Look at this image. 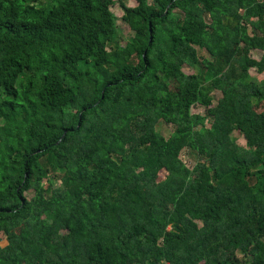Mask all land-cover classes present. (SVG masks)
<instances>
[{
  "label": "trees",
  "instance_id": "obj_1",
  "mask_svg": "<svg viewBox=\"0 0 264 264\" xmlns=\"http://www.w3.org/2000/svg\"><path fill=\"white\" fill-rule=\"evenodd\" d=\"M118 1L0 0V264H264V0Z\"/></svg>",
  "mask_w": 264,
  "mask_h": 264
},
{
  "label": "rangeland",
  "instance_id": "obj_2",
  "mask_svg": "<svg viewBox=\"0 0 264 264\" xmlns=\"http://www.w3.org/2000/svg\"><path fill=\"white\" fill-rule=\"evenodd\" d=\"M124 3L128 6L136 5V2L134 0H124ZM111 11L114 14L116 24H117L115 42L117 44H124L127 39L133 36V31L131 30L130 26L122 18L123 9L118 0L115 4L111 6ZM109 52H112V51L109 50ZM206 54L208 55V52L206 51L203 52V55H206ZM253 55L256 58H259L261 55V52L256 51L253 53ZM183 70L187 74H192V73L197 72L194 68L188 65H184ZM250 73L257 82L260 83L264 81V72H259L256 68H252L250 70ZM214 96H215V101H216L218 98H220L221 93L219 91H216L214 92ZM192 111L194 113L204 114L205 108L201 105H196V106H193ZM159 129L162 134H164L165 136H168L170 132L172 131V126L159 123ZM233 137L240 145L246 144L245 138L240 130H235L233 132ZM181 156L184 158L188 166H193L197 159L196 154L190 151V149L188 148L182 151ZM57 184H59V182ZM0 243H2L3 246L7 244V240L5 239V236L2 233H0Z\"/></svg>",
  "mask_w": 264,
  "mask_h": 264
},
{
  "label": "crops",
  "instance_id": "obj_3",
  "mask_svg": "<svg viewBox=\"0 0 264 264\" xmlns=\"http://www.w3.org/2000/svg\"><path fill=\"white\" fill-rule=\"evenodd\" d=\"M1 245H2V243H1Z\"/></svg>",
  "mask_w": 264,
  "mask_h": 264
}]
</instances>
